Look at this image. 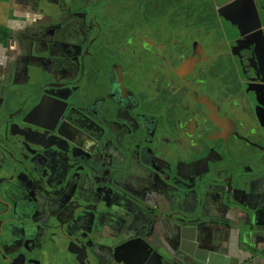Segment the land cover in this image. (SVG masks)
<instances>
[{"label":"flooded vegetation","instance_id":"flooded-vegetation-1","mask_svg":"<svg viewBox=\"0 0 264 264\" xmlns=\"http://www.w3.org/2000/svg\"><path fill=\"white\" fill-rule=\"evenodd\" d=\"M55 1L0 111V264L141 262L140 187L263 173L264 0Z\"/></svg>","mask_w":264,"mask_h":264},{"label":"crops","instance_id":"crops-1","mask_svg":"<svg viewBox=\"0 0 264 264\" xmlns=\"http://www.w3.org/2000/svg\"><path fill=\"white\" fill-rule=\"evenodd\" d=\"M56 4L55 0H0V111L15 97L26 75L38 71L48 27L57 22L56 13L47 10ZM250 166L236 168L231 193L222 183L223 175L198 186L169 185L166 196H157L152 186L140 187L139 199L147 209L139 206V227L126 228L124 234L142 236L145 226L156 222L150 237L174 262H196L192 256L201 248L236 257L240 264H264V225L256 223V210L264 207V167L259 174L257 167ZM119 210L122 218L131 215ZM180 211L187 214L183 224L178 223ZM167 213L172 217H165Z\"/></svg>","mask_w":264,"mask_h":264},{"label":"water","instance_id":"water-1","mask_svg":"<svg viewBox=\"0 0 264 264\" xmlns=\"http://www.w3.org/2000/svg\"><path fill=\"white\" fill-rule=\"evenodd\" d=\"M260 94H263L261 91ZM257 224L264 225V207L256 210ZM136 250L127 249V254L132 257H138L141 262H121L122 264H240L239 259L215 251H209L198 248L195 250L192 259L196 262H174L167 258L161 251L149 250L144 252L142 247H136Z\"/></svg>","mask_w":264,"mask_h":264},{"label":"rangeland","instance_id":"rangeland-1","mask_svg":"<svg viewBox=\"0 0 264 264\" xmlns=\"http://www.w3.org/2000/svg\"><path fill=\"white\" fill-rule=\"evenodd\" d=\"M252 25L250 26H246L247 30L246 31H249L250 33H253V34H258V31L260 30L259 27H251Z\"/></svg>","mask_w":264,"mask_h":264}]
</instances>
